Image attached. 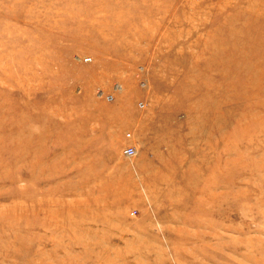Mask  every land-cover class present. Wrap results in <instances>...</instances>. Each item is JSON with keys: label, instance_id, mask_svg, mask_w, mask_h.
<instances>
[{"label": "rangeland", "instance_id": "rangeland-1", "mask_svg": "<svg viewBox=\"0 0 264 264\" xmlns=\"http://www.w3.org/2000/svg\"><path fill=\"white\" fill-rule=\"evenodd\" d=\"M0 264H264V0H0Z\"/></svg>", "mask_w": 264, "mask_h": 264}, {"label": "built area", "instance_id": "built-area-1", "mask_svg": "<svg viewBox=\"0 0 264 264\" xmlns=\"http://www.w3.org/2000/svg\"><path fill=\"white\" fill-rule=\"evenodd\" d=\"M106 99L111 100L112 99V95H106ZM127 136H130V134L128 133ZM123 154L126 157H133L136 154V150L134 146H127L123 149Z\"/></svg>", "mask_w": 264, "mask_h": 264}]
</instances>
